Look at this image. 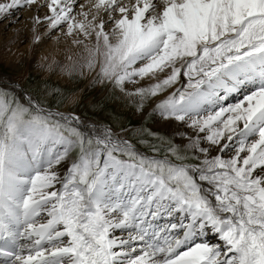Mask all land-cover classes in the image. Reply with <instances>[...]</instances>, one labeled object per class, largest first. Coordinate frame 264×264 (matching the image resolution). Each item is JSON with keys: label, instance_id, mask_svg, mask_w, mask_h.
<instances>
[{"label": "snow or ice", "instance_id": "obj_1", "mask_svg": "<svg viewBox=\"0 0 264 264\" xmlns=\"http://www.w3.org/2000/svg\"><path fill=\"white\" fill-rule=\"evenodd\" d=\"M33 5L30 56L56 31L75 46L40 58L49 77L183 127L133 126L148 155L129 129L46 107L59 87L0 80V264H264V0H0V15Z\"/></svg>", "mask_w": 264, "mask_h": 264}, {"label": "bare ground", "instance_id": "obj_2", "mask_svg": "<svg viewBox=\"0 0 264 264\" xmlns=\"http://www.w3.org/2000/svg\"><path fill=\"white\" fill-rule=\"evenodd\" d=\"M46 12H47V9L43 8L39 11V13H37L35 5H33L31 8L24 9V11L22 12L18 10L14 13L18 14L17 16L18 18L20 16L23 17V19L20 21L21 23L18 22V18L14 17L13 15L8 14L7 16L8 18H7L4 29H6L10 23L14 22L15 24L14 26L10 27L9 32L6 36H1L2 33L0 34V42H2L3 45L5 44L4 46L11 45L12 48H14L13 53L23 52L25 54V57H24V63L22 66L16 63V56L10 57L8 60H6L4 64L6 67H8L9 70H11V72L22 76V79L20 78L18 79L20 81H22L23 78L27 75V71H32V73L37 74L38 80L45 79V78L48 80L50 79L52 82H54V84L59 85L60 88H66L68 92H71V93H69L68 97L65 100L63 107L60 108L59 110L74 112L81 118V120L87 121V122H93L87 119L86 117L82 116L81 113H79L78 111L75 112L73 110L77 108V106L82 102L83 99L90 100V98L94 96L97 92H98L99 98H104L107 96L110 97L113 94L109 93L105 89L101 90L100 89L101 85L93 86L92 84H89L87 81V78L75 80L74 82H66L67 78H64L58 75L49 77V74L46 73V70L40 67V63H39L40 58L45 55H49L50 58L54 56L58 60H64L66 57V54L68 53L69 48L70 47L75 48V46H70L69 39L66 38L61 32L57 31L55 34H53V36H51L49 40L47 38L44 40L42 44L37 46L38 51H36L34 56L29 55L31 47H32L31 45V36H32V28H33L32 18L37 14H39L42 17L46 14ZM23 42H25V44L21 45ZM6 56H8V53ZM0 80L8 82L10 80L15 81V78H13L11 75L7 76V75L0 73ZM17 90H21V89L17 88ZM89 90H91V92L93 93L88 92ZM73 97H75V100L73 99ZM240 98H241L240 93L230 95L227 103H235ZM113 103L112 105L115 106L117 109L118 108L125 109V107L120 105L119 103H118L119 105H117L116 102H113ZM55 110L57 109H54L53 111ZM149 112H150V107H146L144 114L141 116L143 117L144 115H147V113ZM134 114L136 117L140 115L136 113ZM153 117H154L153 124H155L154 126L158 129L170 132L176 127H181V128L183 127V125L179 124V122H176V121L164 122L158 116H153ZM97 123H100V122H97ZM174 138L176 140H179L178 136H175ZM163 222L164 221H161V223ZM207 239L213 243L218 242L216 240V237L211 234L208 235Z\"/></svg>", "mask_w": 264, "mask_h": 264}, {"label": "rangeland", "instance_id": "obj_3", "mask_svg": "<svg viewBox=\"0 0 264 264\" xmlns=\"http://www.w3.org/2000/svg\"><path fill=\"white\" fill-rule=\"evenodd\" d=\"M26 8H28V7L17 8V10L12 9V10H10V12L8 14L13 15L14 17L18 18L17 17L18 14H15L14 12H16L18 10L20 12H22ZM8 14H6V17H5V15H0V34L2 33L1 36H6L9 32L10 27L14 26V24H15L14 22L10 23L7 26V28L4 29V27L6 25L7 18H8L7 17ZM22 19H23V17L20 16L18 18V22H20ZM42 30L43 29H41V31ZM51 36H53V34H51L47 37L48 40L51 38ZM24 44H25V42H23L21 45H24ZM4 45L2 44V42H0V55L5 54L4 56H6L7 55L6 49H11L12 52L14 51V48H12L11 45H7V46H4ZM0 73L7 75V76L11 75L13 78H15V81H17V83L19 85H23V90L25 92H30L34 95H38V93H39V87L38 86L42 85L45 81H47L49 84H51L54 87H59V85L54 84V82H52L50 79L48 80L45 78V79L38 80L37 74L32 73V71H27V75L22 80L24 82H22V81L18 80L19 78L22 79V76L19 74L17 75L15 73L11 72V70H9L8 67L5 66V64L0 65ZM100 87H101L100 88L101 90L104 89V87L102 85ZM60 89L64 92V97L63 98L50 97L48 102H47L46 107H50L52 110L60 109L63 107L66 98L68 97L69 93H71V92H68V90L66 88H60ZM18 91H20V90H18ZM88 92L93 93V92H91V90H89ZM112 94L114 95V93H112ZM90 102H91V104H90ZM112 103H113V101L110 100L108 96L104 97V98H99L98 92H97L94 96H92L90 98V100H88V99L84 100L83 99L82 102L77 106L76 109L74 108L75 110H73V111H75V112L78 111L79 113H81L82 116L86 117L90 121H97V122H100L102 124H112L113 127L122 126L125 129H129V138L132 139V141L136 145L137 149L140 152L148 154V155H153V153L151 152V146L148 144H142V143L138 142L141 137H139L136 134L131 133L130 130L133 126H135L137 128L142 127L144 129H151L153 132H158L161 135L165 136L167 139H175L173 136H169L168 131L158 129L154 126L155 124H153L154 123V117L153 116H157V115L152 114L151 109H150V112L147 113V115H144L143 117L141 115H139L136 117L134 112H133L134 110L131 107H125V109H119V108L117 109L115 106L112 105ZM116 103H117V105L120 104L123 106L122 102H116ZM117 117L119 118V121H120L119 125L116 122Z\"/></svg>", "mask_w": 264, "mask_h": 264}]
</instances>
